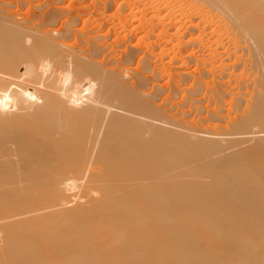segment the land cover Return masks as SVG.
<instances>
[{
  "label": "bare ground",
  "instance_id": "1",
  "mask_svg": "<svg viewBox=\"0 0 264 264\" xmlns=\"http://www.w3.org/2000/svg\"><path fill=\"white\" fill-rule=\"evenodd\" d=\"M100 1L0 16V264H175L168 218L264 222V0Z\"/></svg>",
  "mask_w": 264,
  "mask_h": 264
},
{
  "label": "rangeland",
  "instance_id": "2",
  "mask_svg": "<svg viewBox=\"0 0 264 264\" xmlns=\"http://www.w3.org/2000/svg\"><path fill=\"white\" fill-rule=\"evenodd\" d=\"M94 1H97V0H55V1L54 0H0V13H1L0 16L4 17V18H2V20H5L4 22L9 23V21H10L9 18H12L17 23L19 22V28H22V27L25 28L26 26L29 27L30 25L34 26L35 23L37 24L40 21L42 22L43 18H42V15H40V14L45 13V11H47L48 9H51V8L53 9L54 5H55L54 8H57V7L60 9L64 8L65 14L67 12V14H69V16H70V14H72V11H75L76 9H80V7H82L84 5L82 7V9H84V7H87V8L89 7L88 9L87 8H85V9L88 10V12H91L93 10L95 15L97 14V16H98L102 11L103 12L105 11L104 10L105 6H103V7L101 6L102 4H101L100 0H99L100 2L99 1L94 2ZM102 1H104V0H102ZM92 3H93V5H92ZM94 6H95V8H94ZM90 7H92L93 9H91ZM112 7H113L112 11L115 13L116 7H114V6H112ZM34 8H36V9H34ZM73 8H75V9H73ZM94 10H96V12H98V13H96ZM5 11H7V12H5ZM112 11L110 9V11L106 12V14H108V16H109V15L113 14ZM75 12H73V13H75ZM12 16H14V17H12ZM15 16L17 17V19ZM66 16H68V15H66ZM40 17H41V19H40ZM84 18H85V20H87V19H89V16L84 17ZM65 19H67V18H65ZM7 20H9V21H7ZM92 20L93 19H90V21H92ZM20 24L23 26L21 27ZM79 24H81V23H79ZM57 27H59V26H56L55 28H57ZM134 66L136 67V63H134L132 65V68H135ZM166 79L163 78L160 80L162 89L164 88L163 85H165L167 87L166 82L168 80H166ZM190 85H191V80L187 79V80H185V83L183 82V86L185 88H188ZM166 87H165V92H164V90H162L160 92V95L163 93L161 95L162 97L159 96L155 103L158 102L157 105H159V103H160V105H163V106L165 105L166 111L172 110V113L175 114V110L173 108L171 109V107H170L171 101L169 99H167L168 90ZM179 99H180V96L177 95V96H174L172 100L174 103L177 104L180 102ZM169 107H170V109H169ZM227 109L229 110L230 108H226V109L224 108L223 109L225 112L224 115L230 111V110L228 111ZM182 110L180 109L179 112L189 111V108H187V109L182 108ZM190 112H191V110L189 111V113ZM192 112L195 113V111H192ZM194 113H192V114H194ZM71 192H72V194H75L74 192H76V194L80 193L79 190H77V189H75ZM231 220L224 222L225 224L223 225L222 222H220V224H219V223H216L214 221H211V220H208L205 218H199L198 219V218H193V217H188V216L187 217H185V216L179 217V218H177L176 221H173L169 218L166 219L164 221V225H166L165 228H167V226H168V228L170 227V229H171V225L174 224L175 226H177V229H179V230L176 233L177 229L175 230L174 227H172L174 230L173 229H171V230H173L174 232L168 233V235H167L168 242H167V240L165 241L166 247L164 248L165 252L163 251V254H162L163 257L172 256L173 255L172 252L179 254V255L181 253L180 256H182V258L184 257V259H182L180 257L178 258L179 255H177V257L175 255V259L176 260L178 259L177 262L175 261V264H178V262H181L182 264H184V262L186 261L185 258L187 260L190 259L189 260L190 262L187 263L188 262L187 261L185 264H190V263L191 264H208L206 262L207 261L206 259L208 257L217 258V259H214L215 261L219 260V261H217V264L218 263L219 264H221V263L222 264H264V241H263V239H264V222L263 221H261L263 223H259V222L255 223L254 222V224H253V222L246 221V220H235V219H234V221L233 220L231 221ZM190 223L192 224V226H194V229L191 228L192 226ZM236 224H237V226H235ZM178 226H180V228H178ZM180 230H181V232H183L182 233L183 236H182L181 232L179 233ZM231 230H233V231H231ZM258 230H259V232H258ZM189 232H190V234H189ZM168 236H169V238L171 237V240L168 238ZM187 237L190 238V240H194L192 242V246H190L191 241ZM181 238H183V239H181ZM172 239H175L177 241H175V240L172 241ZM219 242H221V243H219ZM227 242L231 243V244H227ZM170 243H171V245H170ZM180 244H183V245L181 246ZM184 244H186L187 246L186 245L184 246ZM197 244H198V246H196ZM238 244L240 246H238ZM213 245H214V247H213ZM167 247H169V248H167ZM192 247L193 248L195 247L196 249L194 250ZM199 247H200V249L197 250V248H199ZM222 247H223V249H221ZM230 247L232 248L233 251L231 250ZM167 249H168L167 254H169V255L164 256V254H166ZM175 249H177V250L179 249V251H177ZM169 250L172 252H170ZM209 255H211V256H209ZM227 258H228V261H227ZM220 259H221V261H220ZM179 260H181V261H179ZM225 260H226V263L223 262ZM209 264H211V262H209Z\"/></svg>",
  "mask_w": 264,
  "mask_h": 264
}]
</instances>
